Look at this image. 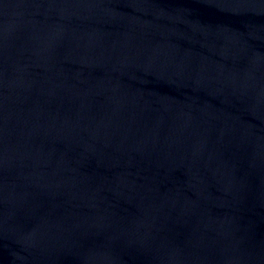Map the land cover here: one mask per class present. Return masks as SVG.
<instances>
[{
    "label": "water",
    "instance_id": "95a60500",
    "mask_svg": "<svg viewBox=\"0 0 264 264\" xmlns=\"http://www.w3.org/2000/svg\"><path fill=\"white\" fill-rule=\"evenodd\" d=\"M0 264H264V0H0Z\"/></svg>",
    "mask_w": 264,
    "mask_h": 264
}]
</instances>
